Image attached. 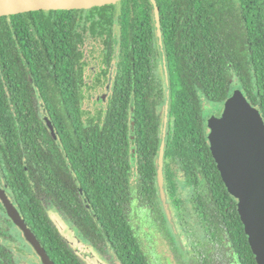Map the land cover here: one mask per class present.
Listing matches in <instances>:
<instances>
[{"label":"trees","instance_id":"obj_1","mask_svg":"<svg viewBox=\"0 0 264 264\" xmlns=\"http://www.w3.org/2000/svg\"><path fill=\"white\" fill-rule=\"evenodd\" d=\"M157 3L172 90L165 174L172 209L182 213L185 200L179 197V184L189 187L198 223L213 232L222 230L239 264H257L237 202L210 151L199 93L206 103L223 107L233 94L235 76L236 88L259 109L264 121V0ZM87 33L102 40L109 66L118 58L106 113L92 119L85 118L81 96V46ZM159 66L150 0H125L104 10L0 19V161L8 177L39 178L38 192L52 196L56 210L74 215L73 223L84 237L76 241L98 259L88 246L102 255L110 251L120 264H150L128 210L132 197L140 194L146 195L150 209L175 240L156 178L160 144L156 129L166 98ZM156 75L161 76L158 81ZM31 79L45 92L39 109L22 102L19 95L6 96V87L26 90ZM48 80L60 92L56 98L46 91ZM11 97L18 101L16 106L10 104ZM174 166L184 174L179 182L174 180ZM133 169L138 173L135 187ZM33 200V191L27 189L21 201L23 213L55 263L86 264ZM181 213L175 218L183 223ZM203 262L210 264L207 259Z\"/></svg>","mask_w":264,"mask_h":264},{"label":"water","instance_id":"obj_2","mask_svg":"<svg viewBox=\"0 0 264 264\" xmlns=\"http://www.w3.org/2000/svg\"><path fill=\"white\" fill-rule=\"evenodd\" d=\"M125 0H0V19H10L33 13L83 12L104 10ZM153 10L165 78V118L162 141L158 152L157 182L161 204L167 220L176 231L167 200L164 180V159L170 123L171 79L161 27L157 0H150ZM210 151L228 193L236 200L237 211L257 264H264V121L258 108L251 105L241 90H235L224 106L214 114L205 127ZM8 214L21 229L25 239L37 250L43 264H55L40 246L25 222L14 211L4 192H0ZM175 237L179 236L175 233ZM89 264H103L86 249L80 251L68 240ZM180 242V239L177 238ZM182 250V249H181Z\"/></svg>","mask_w":264,"mask_h":264},{"label":"rangeland","instance_id":"obj_3","mask_svg":"<svg viewBox=\"0 0 264 264\" xmlns=\"http://www.w3.org/2000/svg\"><path fill=\"white\" fill-rule=\"evenodd\" d=\"M117 38L118 35H116V39ZM103 48L104 47L102 45L101 39H94L89 33L86 34L84 44L81 46L82 60L80 62V70L82 72V107L86 119L98 118L100 116L102 117V113H106V108L112 92V85L116 74V61H118V58H116L112 65L109 66L106 61L107 52ZM157 72L159 75L164 76L162 66H159ZM159 75H156V81H158L159 77H161ZM232 82L231 88L234 89L233 92L235 90H239L236 88L239 86L237 77L234 76ZM203 97L204 95L202 92H200L199 102L201 110L203 111H201V113L208 120L214 114L219 112L222 106L215 105L213 107L212 104L206 103ZM204 111L207 112L204 113ZM174 172L176 174L175 181L179 182L180 175L183 174L182 170L175 166ZM131 180L134 186L138 184V173L136 169L131 171ZM167 182L168 186H170V182ZM186 187L187 186L185 185L179 184V197L185 200V203L180 207L182 213L180 212V209L177 207L175 208V206H173L174 210L172 209V193L168 192L167 194V200L169 202V207L171 209L173 220L176 226L175 233L179 234L177 238L180 239V242H177V247L182 249V256L175 249V251H173L175 253V257L171 259L172 253L166 249V246L164 248L162 247V239H158L153 245V238L151 236L157 231L154 222L158 216L145 215L147 212L139 209V204L146 205V200L144 198L142 199L140 196L133 197L131 201L133 203L128 206V210L130 212V221L133 225L140 245L144 247V252L147 254L150 264H204L203 259H207L210 264H239V261L236 259L231 248L230 241L224 232L222 230L213 232L212 230L214 229L210 226L206 228L204 223H201L203 225L198 223V214L195 211L194 204L191 201V196L193 195L190 191L188 192L185 189ZM188 194L190 195L188 196ZM179 204L180 203L177 204L178 207ZM177 213H181V215L185 216L183 225L179 224V221H177L175 218ZM51 219L53 222H55L60 233L66 239L73 241V243H77V237L75 234L72 232L69 233L68 228L64 225L63 221L60 219V216L56 212H52ZM151 227H153L152 230ZM183 229H189V231L192 230L193 236L185 234L186 232L183 233ZM187 235L194 238V241L196 242L190 241L193 239L189 238ZM175 236L174 238L176 240ZM76 245L80 251L85 250V246L79 245V243ZM195 245L197 248L192 249V247ZM93 256L94 258H92L90 255V258L93 263H96L97 257L96 255ZM186 257L187 260H185ZM167 258H170L169 263L167 262ZM99 260L101 263L106 264L101 259Z\"/></svg>","mask_w":264,"mask_h":264},{"label":"flooded vegetation","instance_id":"obj_4","mask_svg":"<svg viewBox=\"0 0 264 264\" xmlns=\"http://www.w3.org/2000/svg\"><path fill=\"white\" fill-rule=\"evenodd\" d=\"M31 77V74H29V78ZM50 84V88L47 89V93L50 97L56 98V95L60 94V92L56 91L55 88V82L53 80H48ZM114 82V81H113ZM82 86V84H81ZM17 90L10 89L8 90L6 87V96H13L17 97L18 95L22 98V102L25 103H32L37 105L39 109V105L45 103V92L41 93L39 85L35 83L33 79H31L30 84L27 85V89L19 91V87H16ZM10 104L12 106H16L18 104V101H14L13 98H10ZM14 113V112H13ZM15 114V113H14ZM165 116V104H164V109L158 114V126L156 129V133H159V138H160V144H159V149L162 141V135H163V129H164V117ZM208 116V114H207ZM206 116V117H207ZM16 117V115H15ZM209 119L204 117L203 115V123L204 126H207ZM50 133L53 135L54 132L52 128H49ZM55 136V135H54ZM208 139V138H207ZM209 141V140H208ZM158 149V152H159ZM167 149V148H166ZM1 156H4V152H2ZM158 156V153H157ZM156 156V159H157ZM166 153H165V159H164V180H165V187H166V193L167 192V186H166ZM19 165H22V160L19 159ZM178 167V166H176ZM181 169V168H180ZM157 170H158V159H157ZM175 170V166L173 168ZM7 167H4L0 161V192H4L5 196L7 197V200L10 201L11 206L13 207L14 211L19 215V217L25 222V224L28 226L29 230L32 232V234L35 236L36 240L39 242L40 246L46 251L47 255L55 263V261L51 258V255L49 254L45 244L43 243V240L39 237V234H37V231L34 229L33 225L29 222L28 218L26 215L23 213V207L21 205V201L23 196L25 195V192L27 189L33 191V201L34 203H39L44 211L46 212V216L49 218V222L52 223L56 228L55 222L52 221L51 219V214L52 212H56L59 216L60 219L63 221L64 225L68 228L69 233L75 234L77 239L81 242L80 239H83L84 237L82 234L80 235L76 229V225L73 223L74 222V215L73 217L70 215V211L66 213H61L60 211L56 210L55 207L52 205L51 198L50 196H46V194H41L38 192V189L40 188L38 185V180L39 178H23V177H11L7 176L8 174L6 173ZM19 174V171L17 172ZM183 173V171H182ZM157 175V173H156ZM174 176L176 177V174L174 172ZM180 177L184 178V174L180 175ZM157 178V176H156ZM175 180V178H174ZM26 183V184H25ZM138 185V184H137ZM158 185V182H157ZM131 186L135 187L132 185V180H131ZM47 186L45 184L42 185V188H46ZM188 192L190 191L189 187L185 188ZM191 192V191H190ZM180 193V192H179ZM191 194V193H190ZM188 194V196L190 195ZM158 195H159V189H158ZM182 195V194H180ZM138 197L140 196L142 199H146V195H137ZM168 196V195H167ZM133 199V197H132ZM160 199V195H159ZM136 201V198H135ZM148 202V203H147ZM133 203V202H131ZM161 203V200H160ZM182 205V204H181ZM139 209L146 211L147 213L145 215H152L156 216L157 214L153 212L150 209L149 201L146 200V205L139 204L138 205ZM185 218V216H184ZM200 218V217H198ZM155 227L157 228V231L151 236L153 238V245L158 239H162V247L164 248L166 246V249L172 253L171 259L175 257V249L177 252L182 256L181 250L177 247V238L176 240H173L170 236L169 233H167V230L163 229V225L161 223V220L158 218L155 219ZM179 224L183 225L184 221H179ZM188 226V225H187ZM58 229V228H57ZM153 227H151V230ZM59 230V229H58ZM186 232V233H185ZM183 233L188 234L190 236H193L192 230L189 231V229L185 230L183 229ZM187 235V236H188ZM63 238V242L66 244V246L72 247L71 243L66 239L62 234L60 235ZM189 237V236H188ZM194 241V238L189 237ZM171 239V240H170ZM175 239V238H174ZM87 242V240H85ZM77 242V241H76ZM78 243V242H77ZM76 243V244H77ZM88 243V242H87ZM90 244V243H89ZM92 250L98 255V257L106 264H120L118 261H116L115 257L112 255L110 251L107 250V255H102L101 252H99L95 247H91ZM143 250L144 247L142 246ZM193 248H197L196 245ZM145 253V252H144ZM146 254V253H145ZM147 255V254H146ZM83 257V256H82ZM148 257V256H147ZM187 260V257L186 259ZM85 261V260H84ZM170 258H167V262L169 263ZM86 264L87 261H85ZM0 264H43L41 261L40 256L37 253V250L34 248V246L28 242L25 239V236L21 229L13 222L11 217L8 214L6 205L4 201L2 200L0 196ZM56 264V263H55Z\"/></svg>","mask_w":264,"mask_h":264}]
</instances>
